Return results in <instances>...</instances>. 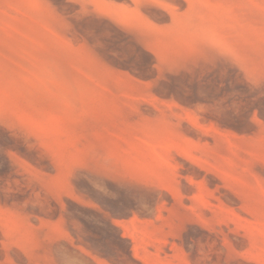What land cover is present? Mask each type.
Returning a JSON list of instances; mask_svg holds the SVG:
<instances>
[{"label": "rangeland", "instance_id": "rangeland-1", "mask_svg": "<svg viewBox=\"0 0 264 264\" xmlns=\"http://www.w3.org/2000/svg\"><path fill=\"white\" fill-rule=\"evenodd\" d=\"M0 264H264V0H0Z\"/></svg>", "mask_w": 264, "mask_h": 264}]
</instances>
